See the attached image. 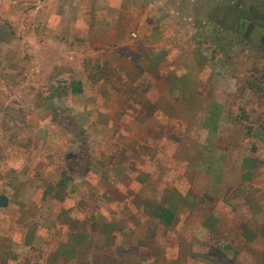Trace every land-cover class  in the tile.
Masks as SVG:
<instances>
[{
  "label": "rangeland",
  "instance_id": "rangeland-1",
  "mask_svg": "<svg viewBox=\"0 0 264 264\" xmlns=\"http://www.w3.org/2000/svg\"><path fill=\"white\" fill-rule=\"evenodd\" d=\"M165 2L169 55L144 76L95 51L90 74L25 71L24 8L0 21V264H264V45L236 35L264 0Z\"/></svg>",
  "mask_w": 264,
  "mask_h": 264
},
{
  "label": "crops",
  "instance_id": "crops-1",
  "mask_svg": "<svg viewBox=\"0 0 264 264\" xmlns=\"http://www.w3.org/2000/svg\"><path fill=\"white\" fill-rule=\"evenodd\" d=\"M1 1L0 21L4 25L14 26V23L18 22L15 17L20 14V10L24 8L26 12L25 36L20 39L18 34L12 39L24 44L27 52L23 53L25 71H31L32 65L39 61L33 60L34 58L46 57L39 62L50 67L47 71L69 64L72 66L69 71H84L90 74L91 70L86 66L81 67V63L88 64L81 58L84 51L86 54H93L95 51L99 61H102L100 55L106 58V64L102 68L109 69L105 70L112 71L117 76L124 73L128 77L132 71L144 76L157 71L155 63L158 58L169 55L167 49L170 39L165 37L168 28L163 22L172 21L169 16L172 11L168 9L169 4L165 0L147 2L149 5L153 3L154 8L163 12V22H159L156 17H150L146 8L143 10L137 2L127 0H120L118 4H113V0H7L13 8L12 13L2 10ZM101 13H106V16L103 17ZM38 27L42 30L34 33ZM81 45L84 50L77 51ZM6 46L7 49L14 50L16 44ZM68 46L75 50L68 52ZM56 48L61 49L59 53L54 50ZM113 57L116 61L112 60ZM11 64L18 66L15 61ZM127 65H133L131 70H127ZM123 78L129 79L124 76ZM84 81L80 78L77 82H71V90L75 87L82 90L81 93L72 90V95L84 93ZM154 256L152 259L142 258L143 263L156 264L158 258Z\"/></svg>",
  "mask_w": 264,
  "mask_h": 264
},
{
  "label": "flooded vegetation",
  "instance_id": "flooded-vegetation-1",
  "mask_svg": "<svg viewBox=\"0 0 264 264\" xmlns=\"http://www.w3.org/2000/svg\"><path fill=\"white\" fill-rule=\"evenodd\" d=\"M237 17L236 35L251 43L254 40H259L264 45V14L254 16V18L243 15Z\"/></svg>",
  "mask_w": 264,
  "mask_h": 264
},
{
  "label": "water",
  "instance_id": "water-1",
  "mask_svg": "<svg viewBox=\"0 0 264 264\" xmlns=\"http://www.w3.org/2000/svg\"><path fill=\"white\" fill-rule=\"evenodd\" d=\"M7 205V201H6V199L5 198H1L0 199V206L1 207H5Z\"/></svg>",
  "mask_w": 264,
  "mask_h": 264
},
{
  "label": "trees",
  "instance_id": "trees-1",
  "mask_svg": "<svg viewBox=\"0 0 264 264\" xmlns=\"http://www.w3.org/2000/svg\"><path fill=\"white\" fill-rule=\"evenodd\" d=\"M73 90H74L76 93H81V91H82L81 88H76V87H75Z\"/></svg>",
  "mask_w": 264,
  "mask_h": 264
}]
</instances>
